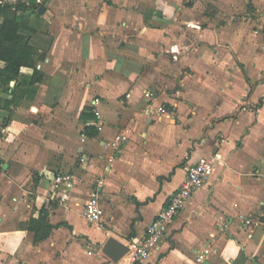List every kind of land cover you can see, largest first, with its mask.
<instances>
[{
    "label": "crops",
    "instance_id": "1",
    "mask_svg": "<svg viewBox=\"0 0 264 264\" xmlns=\"http://www.w3.org/2000/svg\"><path fill=\"white\" fill-rule=\"evenodd\" d=\"M42 7V81L0 91V264H130L107 240L144 237L203 157L212 176L139 264H264V0ZM59 172L74 183L57 197ZM96 189L100 225L83 214Z\"/></svg>",
    "mask_w": 264,
    "mask_h": 264
},
{
    "label": "built area",
    "instance_id": "2",
    "mask_svg": "<svg viewBox=\"0 0 264 264\" xmlns=\"http://www.w3.org/2000/svg\"><path fill=\"white\" fill-rule=\"evenodd\" d=\"M151 95V93H147V96ZM160 110L161 112H166L165 107H160ZM86 125L91 126L92 122H87ZM125 139V136H118L114 146L118 148L120 141ZM185 169L187 175L183 184L171 195L167 206L157 214L156 218L148 226L146 235L128 243L129 251L122 260H126L130 264H139L146 261L157 250L174 219L184 209L186 202L197 189L209 181L214 172V158L203 157L197 163L188 164ZM73 183L74 177L71 173L59 172L54 178V195L58 197L59 192L66 194ZM101 184L102 181H100L98 186ZM61 197L64 198L65 196L62 195ZM83 214L92 224L100 225L102 209L98 189L94 190L91 194ZM240 219L247 224L251 223V220L243 215L240 216Z\"/></svg>",
    "mask_w": 264,
    "mask_h": 264
},
{
    "label": "trees",
    "instance_id": "3",
    "mask_svg": "<svg viewBox=\"0 0 264 264\" xmlns=\"http://www.w3.org/2000/svg\"><path fill=\"white\" fill-rule=\"evenodd\" d=\"M41 7L42 4L34 0L33 8L36 9L28 12L25 2L21 0H0V60L5 62V66L0 68L2 92H14L21 85L27 86L26 91L34 92L36 84L42 81V72L37 68L39 51L29 41L36 31L32 17L40 16ZM25 67L34 71L29 79L22 80L21 73ZM14 81L16 84L11 86ZM30 228L36 231L37 241L49 233L45 225L39 227L35 220L31 221Z\"/></svg>",
    "mask_w": 264,
    "mask_h": 264
},
{
    "label": "water",
    "instance_id": "4",
    "mask_svg": "<svg viewBox=\"0 0 264 264\" xmlns=\"http://www.w3.org/2000/svg\"><path fill=\"white\" fill-rule=\"evenodd\" d=\"M43 11L44 7H41L40 12ZM102 250L112 261L117 263L120 262L128 253L129 245L114 237H110Z\"/></svg>",
    "mask_w": 264,
    "mask_h": 264
},
{
    "label": "rangeland",
    "instance_id": "5",
    "mask_svg": "<svg viewBox=\"0 0 264 264\" xmlns=\"http://www.w3.org/2000/svg\"><path fill=\"white\" fill-rule=\"evenodd\" d=\"M23 2H25L26 6H27V11L28 12H31L32 10H35L36 8H33V5H34V0H21ZM39 4H43L44 2H46L45 0H41V1H38ZM42 2V3H41ZM34 16L32 17V21L34 22ZM123 262H126L125 260Z\"/></svg>",
    "mask_w": 264,
    "mask_h": 264
}]
</instances>
